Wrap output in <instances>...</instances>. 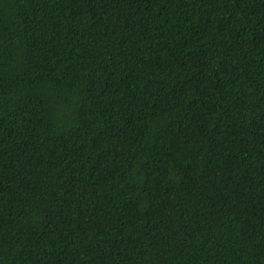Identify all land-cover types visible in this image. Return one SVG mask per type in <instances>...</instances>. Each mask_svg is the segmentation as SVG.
Returning a JSON list of instances; mask_svg holds the SVG:
<instances>
[{"label": "trees", "instance_id": "obj_1", "mask_svg": "<svg viewBox=\"0 0 264 264\" xmlns=\"http://www.w3.org/2000/svg\"><path fill=\"white\" fill-rule=\"evenodd\" d=\"M0 264H264V0H0Z\"/></svg>", "mask_w": 264, "mask_h": 264}]
</instances>
